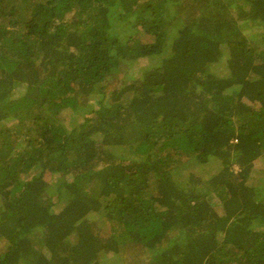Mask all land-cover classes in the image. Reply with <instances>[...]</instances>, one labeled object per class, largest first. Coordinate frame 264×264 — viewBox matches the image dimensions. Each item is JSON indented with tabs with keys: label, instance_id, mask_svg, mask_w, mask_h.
Returning <instances> with one entry per match:
<instances>
[{
	"label": "trees",
	"instance_id": "obj_1",
	"mask_svg": "<svg viewBox=\"0 0 264 264\" xmlns=\"http://www.w3.org/2000/svg\"><path fill=\"white\" fill-rule=\"evenodd\" d=\"M258 159L264 0H0V264H264Z\"/></svg>",
	"mask_w": 264,
	"mask_h": 264
},
{
	"label": "rangeland",
	"instance_id": "obj_2",
	"mask_svg": "<svg viewBox=\"0 0 264 264\" xmlns=\"http://www.w3.org/2000/svg\"><path fill=\"white\" fill-rule=\"evenodd\" d=\"M245 25H250V26H245L244 29V34H246L247 36H258L261 34V29L257 26H254L251 23H247ZM221 69V67H216V71ZM251 105L253 108H260L261 103V99L257 98L256 96H253L252 99L250 100ZM261 103V104H260ZM62 120L63 122L67 125L69 123L70 120V111H65L62 114ZM79 117V116H78ZM80 120V117H79ZM117 151H115L116 156L120 155V151L119 148H116ZM188 166V169L190 171H194L197 174L199 173V175H201L203 178L207 177V175L212 174L215 171V166L217 165L216 162H212L209 163L207 168L203 169V170H198V168L196 167V164H192V163H186ZM264 168V161L262 159H258L254 162V170L253 173L251 175L252 177V183L254 184H258L259 179L261 180L263 178V169ZM234 171L237 170L236 167H233ZM45 180L51 184H55L57 182L58 176H51L49 174H44ZM53 189V188H52ZM101 220V219H100ZM99 225L101 227L104 228V230L108 233V231L111 229V225L108 222H103V221H98ZM264 225V222L258 224V227H262ZM42 253L44 254L43 256L46 257V259L48 258V251L46 248L42 249Z\"/></svg>",
	"mask_w": 264,
	"mask_h": 264
}]
</instances>
